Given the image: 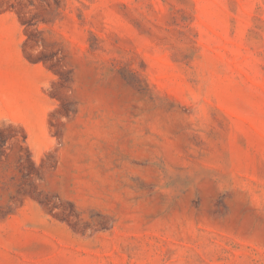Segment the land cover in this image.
Returning a JSON list of instances; mask_svg holds the SVG:
<instances>
[{
	"label": "rangeland",
	"instance_id": "rangeland-1",
	"mask_svg": "<svg viewBox=\"0 0 264 264\" xmlns=\"http://www.w3.org/2000/svg\"><path fill=\"white\" fill-rule=\"evenodd\" d=\"M27 3L0 0V264H264V0Z\"/></svg>",
	"mask_w": 264,
	"mask_h": 264
},
{
	"label": "trees",
	"instance_id": "trees-1",
	"mask_svg": "<svg viewBox=\"0 0 264 264\" xmlns=\"http://www.w3.org/2000/svg\"><path fill=\"white\" fill-rule=\"evenodd\" d=\"M27 2H28L27 4L32 5L33 2H34V0H27ZM19 4L22 5L23 3H22V2H19ZM15 5H16V3H11L9 6L12 8V7H14ZM0 6H1V4H0ZM28 58L31 59L30 56H28ZM40 202L43 203L42 200H40Z\"/></svg>",
	"mask_w": 264,
	"mask_h": 264
}]
</instances>
